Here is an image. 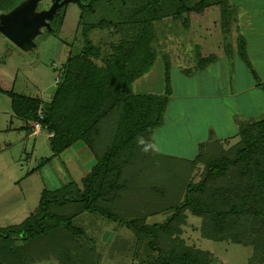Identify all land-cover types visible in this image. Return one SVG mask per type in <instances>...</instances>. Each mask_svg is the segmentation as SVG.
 Listing matches in <instances>:
<instances>
[{"label": "trees", "instance_id": "1", "mask_svg": "<svg viewBox=\"0 0 264 264\" xmlns=\"http://www.w3.org/2000/svg\"><path fill=\"white\" fill-rule=\"evenodd\" d=\"M70 1L81 9L82 32L63 41L70 53L53 98L0 92L25 122L22 129L29 133L37 122L54 134L47 165L78 143L95 162L79 182L45 188L22 223L0 229V264H74L75 247L85 235L74 221L85 212L126 226L138 241L148 240L151 258L141 264H218L215 253L187 241L188 228L203 240L250 248L247 264H264V110L258 118L235 117L234 137L221 139L211 129L193 160L160 153L154 137L174 95L178 62L164 48L171 37L185 57L182 63L192 62L181 69L184 75L194 77L237 53L264 92L238 32V5L231 0ZM102 3L109 5L110 17L96 11ZM97 14L93 23L89 15ZM96 31L109 41L96 42ZM218 37L220 46L210 44ZM159 58L165 92L136 93L134 83ZM201 162L205 175L195 182Z\"/></svg>", "mask_w": 264, "mask_h": 264}, {"label": "rangeland", "instance_id": "2", "mask_svg": "<svg viewBox=\"0 0 264 264\" xmlns=\"http://www.w3.org/2000/svg\"><path fill=\"white\" fill-rule=\"evenodd\" d=\"M46 1L47 5L51 4L50 7L53 5V0ZM24 2L25 0H2L0 14L10 13ZM241 2L244 4L245 14L240 13L238 32L245 37L249 59L264 81V2ZM42 4L43 0L38 8ZM96 9L103 16L110 17L108 4L97 5ZM80 13L79 5L72 1L66 9L59 8L57 15L50 21L52 30L44 26L34 39L35 46L27 51L0 32V88L20 95L51 100L57 85L63 79L62 70L70 53V46L63 41L71 42L78 33L81 35ZM89 17L94 23L100 15ZM203 35L207 36L209 32H203ZM93 37L96 42L109 41L107 34L100 31L93 33ZM174 43L178 44L171 37V42L164 47L169 53H173L178 62L173 69L174 99L169 104L165 124L156 130L157 137L156 132L154 137L167 155L193 160L198 158L199 143L208 139L211 129L221 139L231 138L237 129L233 122L234 115L244 116L243 112H247L260 117L264 110V92L257 87L255 77L237 53L231 58L223 57L207 71L189 78L181 73V69L192 62L188 65L182 63L185 57L178 52ZM212 43L220 46L221 38L210 41ZM188 45L190 49L195 47L193 43ZM188 56L192 57L193 53ZM163 73L164 62L159 58L154 69L134 83V91L163 94ZM24 125L25 122L14 116L10 97L0 92V229L22 223L38 207L45 188L53 190L73 179L79 182L94 164V158L91 157L90 161L89 156L81 164L83 158L80 154L85 152L86 147L80 143L75 149L66 151L61 159L54 160L53 164L50 161L47 165L45 161L48 162L47 159L52 156V137L49 136L53 133H49L41 125L33 129L32 135H28L27 130L22 129ZM208 127L212 128L208 130ZM82 165L83 174L79 170ZM57 166L61 177L56 173ZM35 168L39 170L27 175ZM197 172L195 182L205 175L202 162ZM74 223L85 230V235L79 238L75 247L74 264H102L106 257L113 261L112 264H141L143 260L151 258L148 240L138 241L131 229L103 218L98 213L85 212ZM185 237L194 246L215 253L220 260L218 264H247L251 253V249L247 247L203 240L198 232L190 228ZM43 264L59 263L54 260Z\"/></svg>", "mask_w": 264, "mask_h": 264}, {"label": "water", "instance_id": "3", "mask_svg": "<svg viewBox=\"0 0 264 264\" xmlns=\"http://www.w3.org/2000/svg\"><path fill=\"white\" fill-rule=\"evenodd\" d=\"M67 1L55 0L49 10L38 11L40 0H25L11 13L0 14V32L19 48L30 50L35 46L34 39L42 32V27L52 30L50 21Z\"/></svg>", "mask_w": 264, "mask_h": 264}, {"label": "crops", "instance_id": "4", "mask_svg": "<svg viewBox=\"0 0 264 264\" xmlns=\"http://www.w3.org/2000/svg\"><path fill=\"white\" fill-rule=\"evenodd\" d=\"M231 1H232V3L238 5V7H239V18H241V17H240V13L242 12L243 14H245V11L243 10V6H244V4L241 2V0H235V1L231 0ZM261 1L264 2V0H261ZM263 11H264V10H263ZM247 14H248V12H247ZM248 15H249V14H248ZM213 65H214V64H213ZM213 65H211V67H212ZM211 67H210V68H211ZM210 68H209V69H210ZM207 70H208V69H207ZM207 70H206V71H207ZM204 72H205V71H204ZM181 73H182V71H181ZM200 73H203V72H200ZM200 73H198V74H200ZM198 74H197V75H198ZM197 75H196V76H197ZM196 76H194V77H196ZM194 77H189V78H194ZM173 90H174V89H173ZM173 99H174V97H173ZM173 99H172V100H173ZM243 115H244V116H241V115H240V116H238V115H234V117H233V122H234V118H235V117H239L240 119H249V118H251V117H255V116H256V114L251 115V114H248L247 112H246V113L243 112ZM246 116H249V117H246ZM166 117H167V116H166ZM234 124H235V123H234ZM211 128H212V127H208L207 129L209 130V129H211ZM236 128H237V127H236ZM157 131H158V130H157ZM207 132H208V131H207ZM207 132H206V133H207ZM209 132H210V131H209ZM237 132H238V129H236V132L234 133V135H236ZM157 133H158V132H156V137H157ZM215 133H216V132H215ZM28 135H32V131L29 132ZM234 135H233V136H234ZM228 137H231V136H228ZM226 138H227V137H226ZM226 138H225V139H226ZM155 139H156L157 149H158L159 151H162L163 154H167V153H164V152H166V150H163V149L161 148V144H159V141L157 140V138H155ZM161 142H162V140H161ZM202 142H203V141H202ZM200 143H201V142H200ZM200 143H199V144H200ZM79 144H80V143L73 145L70 149H71V150L75 149L76 147H78ZM198 150H199V149H198ZM51 151H52V150H51ZM68 151H69V150H68ZM68 151H67V152H68ZM171 154H173V153H171ZM52 155H53V152H52ZM80 156L83 158V160L81 159V161H80L81 164H83V163L85 162L84 159L87 158L88 156H89V159H90L91 157L93 158L92 154H91L90 151L87 150V149L85 150L84 153L80 154ZM61 157H62V156L58 157V158H57V161H58V159H61ZM92 158L90 159V161H92ZM92 162H95V160H93ZM83 168H84V165H82V167L79 166V170H80V173H81V174H83V173H82V172H83V170H82ZM56 170L59 171V167H58V166L56 167ZM57 175H58V177H61V172L59 171V173H57ZM82 176H84V175H82ZM73 180H74V179H73ZM80 180H81V179H80ZM88 258H89V259H92V256H89ZM134 260H135V259H134ZM51 261H54V260L43 261V262H40V263H37V264H43V263L51 262ZM103 263H105V264H112L113 261H109V260H107V257H106V258H105V261L102 262V264H103ZM133 263H134V261H133Z\"/></svg>", "mask_w": 264, "mask_h": 264}, {"label": "flooded vegetation", "instance_id": "5", "mask_svg": "<svg viewBox=\"0 0 264 264\" xmlns=\"http://www.w3.org/2000/svg\"><path fill=\"white\" fill-rule=\"evenodd\" d=\"M69 1H70V0H68V1L66 2V4H67ZM40 2H41V0H40ZM40 2H39V3H40ZM54 2H55V0L52 1V4H54ZM46 3H47V1L45 0V2H44V0H43V4H42V6H41L40 8H38L37 10H38V11L49 10L52 6L50 7L51 4H50V5H47ZM66 4H65V5H66ZM65 5H64V6H65ZM64 6H63V7H64ZM63 7H62V8H63ZM13 10H14V9H13ZM10 13H11V11H10ZM4 14H5V13H4ZM7 14H9V13H7ZM0 22H1V21H0ZM50 23H51V22H50ZM42 28H43V27H42ZM42 28H41V29H42Z\"/></svg>", "mask_w": 264, "mask_h": 264}, {"label": "built area", "instance_id": "6", "mask_svg": "<svg viewBox=\"0 0 264 264\" xmlns=\"http://www.w3.org/2000/svg\"><path fill=\"white\" fill-rule=\"evenodd\" d=\"M33 125V129L35 130V128H36V126H41V124L40 123H34V124H32ZM34 132V131H33ZM50 133V132H49ZM54 135L52 134V135H50L49 137H53Z\"/></svg>", "mask_w": 264, "mask_h": 264}, {"label": "clouds", "instance_id": "7", "mask_svg": "<svg viewBox=\"0 0 264 264\" xmlns=\"http://www.w3.org/2000/svg\"><path fill=\"white\" fill-rule=\"evenodd\" d=\"M141 143H143V141H141Z\"/></svg>", "mask_w": 264, "mask_h": 264}]
</instances>
